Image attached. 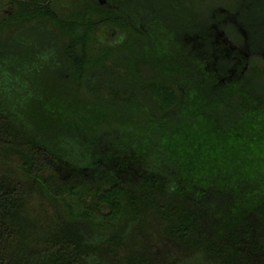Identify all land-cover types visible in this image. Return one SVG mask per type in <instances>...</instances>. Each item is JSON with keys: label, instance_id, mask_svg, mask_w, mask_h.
Returning a JSON list of instances; mask_svg holds the SVG:
<instances>
[{"label": "trees", "instance_id": "obj_1", "mask_svg": "<svg viewBox=\"0 0 264 264\" xmlns=\"http://www.w3.org/2000/svg\"><path fill=\"white\" fill-rule=\"evenodd\" d=\"M111 1L40 74L0 21V264H264V0Z\"/></svg>", "mask_w": 264, "mask_h": 264}, {"label": "flooded vegetation", "instance_id": "obj_2", "mask_svg": "<svg viewBox=\"0 0 264 264\" xmlns=\"http://www.w3.org/2000/svg\"><path fill=\"white\" fill-rule=\"evenodd\" d=\"M160 2L162 3L152 9L163 13L162 17L167 20L165 23L176 19L179 24L184 18L182 15L186 12L185 9H189L188 0H168L165 4ZM93 9L117 10L121 13L122 20L128 17L129 20L137 21V26L141 27L140 13L141 9L145 8L125 9L115 6L111 0H0V21L8 20L11 29L17 26L23 46L22 57L27 62L26 74H40L41 71L30 70L33 66H30V60H67L66 51L72 47L73 41L60 30V19L72 18L77 11L87 15L92 13ZM236 24L242 27L238 21ZM117 32L116 29H110L109 35L103 37V40L115 39ZM54 66L57 68L58 64ZM57 72L62 76H69L65 70Z\"/></svg>", "mask_w": 264, "mask_h": 264}, {"label": "rangeland", "instance_id": "obj_3", "mask_svg": "<svg viewBox=\"0 0 264 264\" xmlns=\"http://www.w3.org/2000/svg\"><path fill=\"white\" fill-rule=\"evenodd\" d=\"M217 2H227L228 4H233L235 6L236 0H216ZM256 63V62H255ZM6 167L11 168L15 170L17 173H19L21 176L22 174V161L21 159L15 155L11 154L9 152H5L2 149H0V168Z\"/></svg>", "mask_w": 264, "mask_h": 264}]
</instances>
